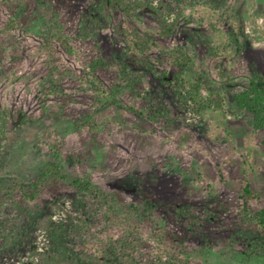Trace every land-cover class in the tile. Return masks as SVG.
Listing matches in <instances>:
<instances>
[{"label": "rangeland", "instance_id": "obj_1", "mask_svg": "<svg viewBox=\"0 0 264 264\" xmlns=\"http://www.w3.org/2000/svg\"><path fill=\"white\" fill-rule=\"evenodd\" d=\"M97 1L0 0V55L8 60L0 62V114L11 120L0 181L28 182L47 161H58L68 180L50 181L39 199L56 225L66 222L62 206L70 209L76 196L72 181L91 177L114 194L120 211L153 208L141 226L144 263H154L162 247L186 252L192 264H264L257 255L264 230L251 221L264 206V129L233 98L256 73L264 74V0H150L158 7L164 2L168 22L178 20V27L160 37V21L135 12L126 28L155 36L144 55L135 51L134 36L115 35L124 21L115 9L96 35L79 37ZM52 20L72 39L71 56L45 42L44 24ZM176 47L202 62L184 75L190 84L202 75L204 101L213 92L201 113L173 94ZM97 59L104 64L94 71ZM125 66L145 71V78L114 92L125 85ZM246 182L258 201L243 214ZM94 224L103 226L102 214ZM30 238L40 250L57 244L50 231ZM0 264L37 261L28 246L5 249L0 241Z\"/></svg>", "mask_w": 264, "mask_h": 264}, {"label": "trees", "instance_id": "obj_2", "mask_svg": "<svg viewBox=\"0 0 264 264\" xmlns=\"http://www.w3.org/2000/svg\"><path fill=\"white\" fill-rule=\"evenodd\" d=\"M166 7L160 2V7L139 0H98L92 4L90 13L84 15L83 25L78 34L81 38L96 35L104 28L103 17H110L112 10H117L124 15L122 25L116 26V36H134L133 46L141 55L150 50L155 36L143 34L138 27L129 31L126 23L133 18L137 11L151 12L161 23L160 37L168 38L174 35L178 27V20L168 22L167 15L163 12ZM46 29L45 42L49 45H59L67 55L73 54L72 39L66 34L65 27L58 21L44 24ZM10 29V27H9ZM4 47L0 43V53ZM1 56V55H0ZM0 62H8L2 58ZM170 59L175 69L170 79L173 94L185 105L192 103V109L201 113L213 101V92H210L208 101L199 96L203 86L202 75L190 84L184 77L185 72L195 66L202 68V62L188 53L183 47H176L170 54ZM104 60L97 59L92 63V69L97 71ZM155 75V70H151ZM125 85L113 87L114 92L121 89H134L145 78V71L125 66L120 70ZM168 77V76H167ZM164 78V77H163ZM166 78V77H165ZM191 89L185 92L186 85ZM237 106L249 113L253 118L254 127L264 129V74L256 73L249 82L233 93ZM110 105L113 103H109ZM108 104V105H109ZM217 104H220L218 102ZM115 105V103L113 104ZM81 126H90L89 121H82ZM11 132L9 115L0 114V180L4 171V155L8 146V135ZM52 180H68L58 161H47L37 175L24 182L19 178H12L6 184L0 181V241L5 249L28 246L32 257L37 264H146L140 257L141 226L151 219L152 207L142 214L135 207L128 211H120L114 194L109 193L97 185L91 177L76 178L72 181L75 189V198L68 209L62 206L66 213V222L56 225L54 213H48L39 205V199L44 188ZM244 199L243 214H248L250 204L258 201L250 182L242 186ZM68 202V201H67ZM66 204V203H65ZM60 206V205H59ZM103 215L102 227H95L96 216ZM176 214L180 216L181 210ZM252 223L260 230H264V206L252 217ZM189 226V221H185ZM51 232L56 237L57 244L50 249L40 250L30 236L38 232ZM28 241L22 240L23 235ZM261 249L257 255L264 256V240L259 239ZM166 256V259H163ZM151 264H192L191 256L184 251L159 248L156 261Z\"/></svg>", "mask_w": 264, "mask_h": 264}]
</instances>
